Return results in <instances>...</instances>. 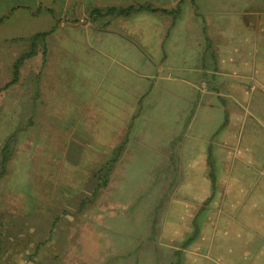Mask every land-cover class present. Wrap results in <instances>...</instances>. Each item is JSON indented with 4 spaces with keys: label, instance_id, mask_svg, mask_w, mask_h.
Wrapping results in <instances>:
<instances>
[{
    "label": "crops",
    "instance_id": "crops-1",
    "mask_svg": "<svg viewBox=\"0 0 264 264\" xmlns=\"http://www.w3.org/2000/svg\"><path fill=\"white\" fill-rule=\"evenodd\" d=\"M16 14L33 32L29 40H11V50L20 52L17 47L24 42L41 46L30 64L31 85H24V97L14 98V111L7 114L35 122V147L48 149L46 162L55 158L56 163L66 159L76 164L90 156L85 163L100 166L96 173L91 170L98 181L93 198L101 200L112 186L116 205L111 219L94 226L78 223L102 235L109 222L118 229L97 237L103 254L96 264L118 262L120 254L135 259L136 237L120 232L122 225L130 227V220L136 226L135 207L125 204L129 198L121 202L116 196L126 195L120 172H130V159L136 163L139 157L148 159L145 196H159L160 211L168 213L160 218V228L170 231L165 236L181 234L194 244L202 229L208 244L222 245L214 252L224 261L220 264H264V184L256 182L264 176V147L254 146L264 141V0H0V28ZM6 95L1 93L0 100ZM171 97L183 107H164L163 100ZM69 106L76 109L71 112ZM201 108L213 116L220 110L222 116L206 140L195 142L193 115ZM164 111L172 117L163 119ZM139 116L146 128L136 133L151 134V125L159 122L165 138L148 143L142 136L132 145V126ZM46 132L48 144L37 137ZM128 155L130 165L121 170ZM17 196L14 203L11 199L9 220L0 226V264L34 260L41 248L52 260H68L69 252L73 258L80 255L81 263L70 259L68 264L88 262L83 249L79 254L72 247L78 241L70 240L71 222L58 235L63 216L42 220L34 213L24 215ZM250 201L259 208L257 221L245 216ZM121 207L129 211L120 213ZM100 211L94 213L98 220L105 217ZM153 221L151 216L150 229L158 226ZM239 231L250 234L240 243Z\"/></svg>",
    "mask_w": 264,
    "mask_h": 264
},
{
    "label": "rangeland",
    "instance_id": "rangeland-1",
    "mask_svg": "<svg viewBox=\"0 0 264 264\" xmlns=\"http://www.w3.org/2000/svg\"><path fill=\"white\" fill-rule=\"evenodd\" d=\"M14 15L11 19L4 20V26L0 28V94L7 93L3 100H0L2 103L0 106V168H1V160H2V152L5 147H3L5 141L12 137V141L9 142L10 145L7 146L6 155L8 158V163L6 164L7 171L0 178V226L2 223L8 221L9 213L8 211L12 207L15 201L14 196H17L18 200V208L19 206H23L24 215L35 214V219L38 215L42 220H48L47 216H55L61 215L63 216L58 222V227L56 228V234L64 235L65 228L63 226H67L70 222L69 226V235L70 240L75 239L78 241L76 244L73 243L72 247L75 248V251L79 253L81 249H83L84 260L88 258V262H83V264H96L99 257H101V244L100 241L97 240V237L106 238L105 236H110L112 232H117L118 229L113 228L108 223L109 227L106 229L107 233L102 235V231L99 229H95L90 227V225H95V222L102 220L111 219L112 208L114 205V198L111 194L112 186L109 185V188L105 191V196L101 200L95 199L91 196L92 190L97 185V180L92 178L91 170L94 168L96 173V169L100 168V166H96L95 164H86L85 162L89 160L90 156H83L80 158L79 162L76 164H72L65 159V162L56 163L57 159L55 158H47L48 162H46L47 148L45 147H35V122L34 125L29 124L28 116L24 115H15V114H7L9 111H14L12 106L15 105L14 98L16 97H24L25 93L22 89L24 85H31L30 78L32 72L31 62L35 63L37 61L40 53H36L38 49H40V43L38 45L35 44L33 46H29L26 42L21 43V46L17 48L20 49L22 53L31 52L33 55L29 58L25 59L23 66L18 69L17 74V83L10 85L8 87L7 84L13 78V70L12 64L15 59L20 55V52L12 51L15 45H11L10 41L13 39H24L29 40L32 37L29 36L32 29L24 27L22 25L24 21H19ZM32 24V23H31ZM5 41V43H4ZM40 41V39L38 40ZM17 46V45H16ZM94 56L93 52H86L84 55ZM81 56L82 53L78 52ZM41 56V55H40ZM29 63L27 64V62ZM69 71H73V68H70ZM70 75V74H69ZM23 80V81H22ZM21 81L25 84H21ZM27 86V85H26ZM6 87V88H5ZM187 87V86H185ZM179 88V86H178ZM185 91L187 89L185 88ZM3 95V94H2ZM1 95V96H2ZM3 97V96H2ZM168 101L163 100V105L167 104L168 107H183V103L181 100L176 102L172 99ZM60 102V101H59ZM77 101H71V103L75 104ZM158 102V101H157ZM12 104V106L10 105ZM186 104V103H185ZM75 106V105H73ZM73 106H69L70 111H74ZM4 107V108H3ZM70 113V112H69ZM163 119L165 117H172L168 111L163 112ZM166 115V116H165ZM222 114L220 110L217 111L216 115H212L210 112H207L204 109L196 110L193 115V130L195 134V142H201L202 140H206L209 136L211 130L213 131L216 124L221 121ZM56 118V117H54ZM114 123V117L109 116ZM160 121V118L157 117ZM144 117L139 116L135 119L133 123L132 129V145L136 141V139L141 138L144 132L136 133L137 131H143L145 129V124L143 122ZM122 123V120L120 124ZM61 125H64L61 121ZM153 131L151 134H144L143 140H148L150 142L160 141L165 138V127L162 131V127L159 122L151 125ZM264 132V131H263ZM62 132L58 133V137H62ZM41 135V136H40ZM38 138L43 137L44 143H49V133H45L44 135L40 133ZM146 136V137H145ZM46 137V140H44ZM18 141L15 144L16 140ZM245 139V138H244ZM244 139H242V144H248ZM61 142H65L64 140H60ZM33 144V147H32ZM264 147V141L255 143L254 146L258 148V146ZM132 150V149H131ZM142 153V149L140 150ZM151 152V151H150ZM129 155L125 157V161L123 163V170L128 165ZM134 159H130L131 162V171H126L122 173L120 172V177L122 179V189L126 194L122 195L119 198V195L116 196L117 201L121 200L123 202L124 199H128L125 201V204L129 207H135V227H130L122 225L120 228L121 235L129 234L134 235L137 239V249L135 252V259L133 260L132 254H120V259L117 261L112 260H103V264H220L217 258L214 256V252L217 254L221 249L222 245H213L208 244L207 235H204L203 230L201 229V237L199 239L200 242L192 244L191 242H186V237H182L181 234H173L170 236H165L166 231L170 233L168 229L160 228V218L164 219V215L168 214L167 212L160 211V204H157L160 199L159 196H145L144 191L145 188L149 186V181H144L147 179V176L143 175L144 168L143 166H147L145 161L148 159L139 157L136 159V163L132 161ZM127 163V164H126ZM126 164V165H125ZM106 168H110V166L105 165ZM1 176V175H0ZM190 178H192V172L188 174ZM85 177V178H83ZM87 177V179H86ZM254 180L247 181L248 184H254ZM258 185L264 184V176L263 178H259L256 181ZM130 189L131 196H128ZM13 193V194H12ZM80 193V195H79ZM144 193V194H143ZM88 195V196H86ZM87 199L79 209L77 206L79 202ZM12 199V200H11ZM170 199V197H168ZM251 205H249V209L245 210V216L251 218L255 221L259 220V208L254 209V205L250 201ZM122 206V205H121ZM246 207V206H245ZM244 207V208H245ZM78 210H77V209ZM243 208V209H244ZM20 210V208H19ZM97 210H101V214H103L102 219L98 220L96 214ZM127 209L121 207L120 213L127 212ZM52 212V213H51ZM115 213V212H114ZM54 214V215H53ZM170 214V212H169ZM154 219V223L158 226L149 228L147 226L150 223V217ZM50 217V220H51ZM82 221H87L90 223V229H82L79 225H82ZM81 223L78 225V223ZM93 222V223H91ZM127 224V222H124ZM151 231V234H150ZM244 231V230H243ZM90 232V233H89ZM39 235V234H38ZM238 240L240 243L247 238L250 234H245L243 232H238ZM231 236V235H230ZM234 236V235H233ZM83 237L81 239H78ZM11 240V239H9ZM73 240V241H75ZM72 241V242H73ZM236 243V242H235ZM45 245L50 246L45 243ZM85 248L92 249L91 252L85 251ZM43 250V248H41ZM37 251L35 253V259L26 261L20 260L18 264H68L71 263L69 260H75L77 263H81L79 261L80 255L76 258H73L67 254L68 260H64L61 256L56 257V260H52V256L48 255V252L45 251ZM177 251V252H176ZM82 252V251H81ZM80 252V253H81ZM79 253V254H80ZM177 253V254H176ZM241 256H244L243 253H239ZM251 252L248 251L247 255H250ZM130 256L129 259H127ZM246 257V255H245ZM59 258V259H58ZM231 264H235L239 261H228ZM4 263V262H3ZM6 263V262H5ZM243 264H246L242 261Z\"/></svg>",
    "mask_w": 264,
    "mask_h": 264
},
{
    "label": "trees",
    "instance_id": "trees-1",
    "mask_svg": "<svg viewBox=\"0 0 264 264\" xmlns=\"http://www.w3.org/2000/svg\"><path fill=\"white\" fill-rule=\"evenodd\" d=\"M32 55H33V54H32L31 52H29V53H27V54H25V53H21V54L15 59V61H14L13 64H12V70H13L12 74H13V78H12V80L7 84L6 87H8L9 84H13V83L16 81L17 74H18V69L21 67L22 62H23L26 58L31 57ZM6 87H5V88H6ZM7 146H8V145H7ZM7 146L3 149V152H2V160H1V171H2V172L4 171V165H5V163L7 162L8 158H9V157L6 155V154H7L6 151H7V148H8ZM103 184H106V181H103Z\"/></svg>",
    "mask_w": 264,
    "mask_h": 264
}]
</instances>
